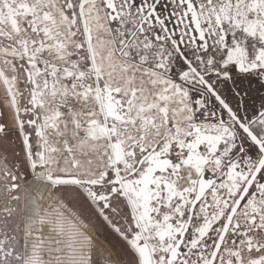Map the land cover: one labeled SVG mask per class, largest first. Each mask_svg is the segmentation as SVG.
I'll return each instance as SVG.
<instances>
[{
	"label": "snow or ice",
	"instance_id": "snow-or-ice-1",
	"mask_svg": "<svg viewBox=\"0 0 264 264\" xmlns=\"http://www.w3.org/2000/svg\"><path fill=\"white\" fill-rule=\"evenodd\" d=\"M0 264H264V0H0Z\"/></svg>",
	"mask_w": 264,
	"mask_h": 264
}]
</instances>
